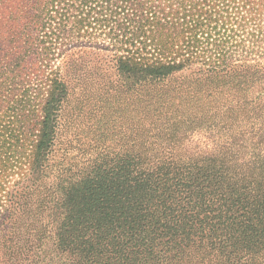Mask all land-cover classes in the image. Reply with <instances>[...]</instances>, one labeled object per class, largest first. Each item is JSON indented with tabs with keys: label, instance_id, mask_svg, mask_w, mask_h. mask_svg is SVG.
<instances>
[{
	"label": "trees",
	"instance_id": "1",
	"mask_svg": "<svg viewBox=\"0 0 264 264\" xmlns=\"http://www.w3.org/2000/svg\"><path fill=\"white\" fill-rule=\"evenodd\" d=\"M0 264H264V0H0Z\"/></svg>",
	"mask_w": 264,
	"mask_h": 264
},
{
	"label": "rangeland",
	"instance_id": "2",
	"mask_svg": "<svg viewBox=\"0 0 264 264\" xmlns=\"http://www.w3.org/2000/svg\"><path fill=\"white\" fill-rule=\"evenodd\" d=\"M65 130H66V128H63L62 130H61V136H60V141L61 142H67V141H69V140H71L70 142H69V147L70 148H72V150H74L73 149V147H75L76 145H77V142H76V139H79V137H82L83 135H88L89 134V136L91 137V138H94V134H93V132H89V133H81L80 132V129H74V133L71 135V133L72 132H69V134H65Z\"/></svg>",
	"mask_w": 264,
	"mask_h": 264
}]
</instances>
